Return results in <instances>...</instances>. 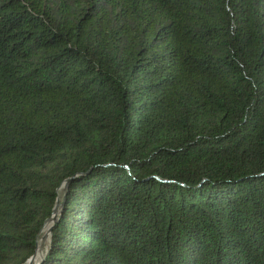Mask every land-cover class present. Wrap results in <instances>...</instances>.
Instances as JSON below:
<instances>
[{
	"label": "trees",
	"instance_id": "16d2710c",
	"mask_svg": "<svg viewBox=\"0 0 264 264\" xmlns=\"http://www.w3.org/2000/svg\"><path fill=\"white\" fill-rule=\"evenodd\" d=\"M69 179L36 264H264V0H0V264Z\"/></svg>",
	"mask_w": 264,
	"mask_h": 264
},
{
	"label": "bare ground",
	"instance_id": "6f19581e",
	"mask_svg": "<svg viewBox=\"0 0 264 264\" xmlns=\"http://www.w3.org/2000/svg\"><path fill=\"white\" fill-rule=\"evenodd\" d=\"M63 189V187L61 188ZM63 191V190H62ZM62 191L59 193V199L61 198L62 195ZM57 213H54L53 216L51 217V219L45 224L44 228L41 231V235L39 236L38 239V245H39V249H37L36 253H35V258H34V262H38L40 260V258L43 256L44 252V246L49 242L50 239V227L53 225L54 223V217L56 216ZM46 236V239L43 240V238ZM43 244L42 249H40V245Z\"/></svg>",
	"mask_w": 264,
	"mask_h": 264
},
{
	"label": "water",
	"instance_id": "95a60500",
	"mask_svg": "<svg viewBox=\"0 0 264 264\" xmlns=\"http://www.w3.org/2000/svg\"><path fill=\"white\" fill-rule=\"evenodd\" d=\"M69 181H70V179L67 180V181L62 185V187H63V192L67 189ZM61 206H62V203L60 202V199H59V197H58V198H57L56 206L54 207V212H53V214H54V213H57V214H58V213L61 211ZM57 214H56V216L54 217V221L57 219ZM50 219H51V218H48V219L46 220L45 224H46ZM51 230H52V226H51V228H50V233H51ZM45 239H46V236L43 238V240H45ZM42 247H43V244L40 245V249H42ZM37 249H39L38 241H37V248H36V251H37ZM34 258H35V254H34V255L28 260V264H32L33 261H34Z\"/></svg>",
	"mask_w": 264,
	"mask_h": 264
},
{
	"label": "rangeland",
	"instance_id": "374dc122",
	"mask_svg": "<svg viewBox=\"0 0 264 264\" xmlns=\"http://www.w3.org/2000/svg\"><path fill=\"white\" fill-rule=\"evenodd\" d=\"M63 192V191H62ZM60 193V192H59ZM41 235V234H40ZM49 242L45 245L44 249L48 246ZM37 262H34L32 264H36Z\"/></svg>",
	"mask_w": 264,
	"mask_h": 264
}]
</instances>
